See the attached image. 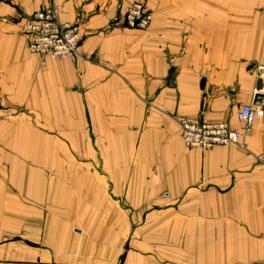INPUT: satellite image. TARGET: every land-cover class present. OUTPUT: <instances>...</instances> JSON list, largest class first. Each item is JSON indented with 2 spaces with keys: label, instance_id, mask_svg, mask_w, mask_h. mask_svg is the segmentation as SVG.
<instances>
[{
  "label": "crops",
  "instance_id": "0c3cea01",
  "mask_svg": "<svg viewBox=\"0 0 264 264\" xmlns=\"http://www.w3.org/2000/svg\"><path fill=\"white\" fill-rule=\"evenodd\" d=\"M215 1L0 0V264H264V126L236 120L264 106V0ZM51 6L81 39L42 63L23 27ZM178 117L239 143L189 149Z\"/></svg>",
  "mask_w": 264,
  "mask_h": 264
},
{
  "label": "built area",
  "instance_id": "2783aa9c",
  "mask_svg": "<svg viewBox=\"0 0 264 264\" xmlns=\"http://www.w3.org/2000/svg\"><path fill=\"white\" fill-rule=\"evenodd\" d=\"M151 21V13L141 3L132 4L123 15L124 26L129 30H145ZM23 33L29 52L39 56L42 63L48 58L75 55L81 39L79 26L60 22L58 10L54 6L31 15L24 24ZM175 120L181 140L189 149L207 151L239 143L240 133L225 123H211L201 117H178ZM236 120L244 126L245 133L250 131L255 122L259 121L264 126V106L257 103L243 105L236 113Z\"/></svg>",
  "mask_w": 264,
  "mask_h": 264
},
{
  "label": "rangeland",
  "instance_id": "374dc122",
  "mask_svg": "<svg viewBox=\"0 0 264 264\" xmlns=\"http://www.w3.org/2000/svg\"><path fill=\"white\" fill-rule=\"evenodd\" d=\"M215 1V0H214ZM216 2V1H215ZM135 3H138V2H135ZM224 3H229V5L228 4H215L214 3V7H229V9H230V11H232V9H235V7H236V1H234V0H226V1H224ZM249 3L251 4L252 3V1H249ZM134 4V3H133ZM142 4V3H141ZM144 5V4H143ZM146 7V6H145ZM147 9V8H146ZM148 10V9H147ZM149 11V10H148ZM150 12V11H149ZM151 13V12H150ZM25 151V153L28 155L29 153L26 151V150H22V152H24ZM24 153V154H25ZM58 168H60V167H58ZM73 168H76V166H73ZM86 171H89V170H87V167H86ZM54 183V185H55V187L54 188H60V187H62V186H60L61 184H63L64 186L63 187H66V188H68V189H71V188H75V186H76V184H77V182L76 181H54L53 182Z\"/></svg>",
  "mask_w": 264,
  "mask_h": 264
},
{
  "label": "water",
  "instance_id": "95a60500",
  "mask_svg": "<svg viewBox=\"0 0 264 264\" xmlns=\"http://www.w3.org/2000/svg\"><path fill=\"white\" fill-rule=\"evenodd\" d=\"M169 84L168 85H170V80H169V82H168ZM259 99L260 100H256V102L255 103H257V104H261V97H259Z\"/></svg>",
  "mask_w": 264,
  "mask_h": 264
}]
</instances>
